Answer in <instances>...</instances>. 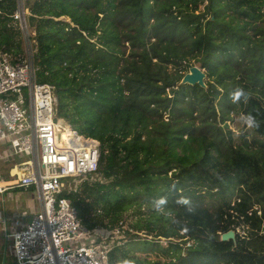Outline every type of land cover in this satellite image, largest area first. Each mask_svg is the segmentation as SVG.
Returning a JSON list of instances; mask_svg holds the SVG:
<instances>
[{"label": "trees", "instance_id": "obj_1", "mask_svg": "<svg viewBox=\"0 0 264 264\" xmlns=\"http://www.w3.org/2000/svg\"><path fill=\"white\" fill-rule=\"evenodd\" d=\"M16 2L0 0L1 51H23ZM29 11L56 116L102 146L94 178L64 193L89 230L130 215L112 263L264 264V0H34ZM192 58L205 87L180 83ZM236 88L247 102L231 101ZM230 112L256 119L251 137L235 135Z\"/></svg>", "mask_w": 264, "mask_h": 264}, {"label": "built area", "instance_id": "obj_2", "mask_svg": "<svg viewBox=\"0 0 264 264\" xmlns=\"http://www.w3.org/2000/svg\"><path fill=\"white\" fill-rule=\"evenodd\" d=\"M16 1L12 23L29 46L20 53L0 50V140H8L13 153L27 156L14 162L9 173L17 186L34 188L39 208L23 227L5 235L12 239L17 264H113L110 251L133 230L125 219L85 228L65 195L94 178L101 143L56 116L54 85L36 78L30 11ZM70 176L72 186L64 190L63 179Z\"/></svg>", "mask_w": 264, "mask_h": 264}, {"label": "crops", "instance_id": "obj_3", "mask_svg": "<svg viewBox=\"0 0 264 264\" xmlns=\"http://www.w3.org/2000/svg\"><path fill=\"white\" fill-rule=\"evenodd\" d=\"M23 154L12 152L8 140H0V206L6 209L5 230L0 237V264H17L14 258L12 239L6 236L24 226L32 212L39 208V200L32 186H17L9 169Z\"/></svg>", "mask_w": 264, "mask_h": 264}, {"label": "rangeland", "instance_id": "obj_4", "mask_svg": "<svg viewBox=\"0 0 264 264\" xmlns=\"http://www.w3.org/2000/svg\"><path fill=\"white\" fill-rule=\"evenodd\" d=\"M200 8H203V5H200ZM27 21H28V16H27ZM29 23V22H28ZM29 29H30V31H32L33 32V30H32V28L31 27H29ZM251 31V30H250ZM25 43V44H24ZM29 46V43L26 41L25 42V39H24V42L22 43V49L24 50V47L25 48H27ZM23 54H24V52H23ZM191 62L193 63V64H197V65H199L200 63L198 62V61H195V59H191ZM200 66V65H199ZM204 68V70H206V68L205 67H203ZM16 97V96H15ZM24 106H25V104H24ZM196 114V112L195 111H192V114L190 115V116H192V115H195ZM167 114H165L164 115V118H166L167 116H166ZM243 114H236V113H232V112H230L229 113V119L227 120V124H228V126L233 130V132L235 133V135L236 136H238V134L240 133V132H243V131H245V133H246V135L248 136V137H251V129L249 128V127H247V125L245 124V123H243V121L241 120V116H242ZM190 116H188V117H190ZM188 117H185V121H187V120H189V118ZM217 119H218V117H217ZM25 157H27L26 155H22L21 156V159H23V158H25ZM80 177H81V174H79V175H77L76 177H75V179L76 180H79L80 179ZM73 181H74V179H73V176H70V177H66V178H64L63 179V187H64V190H66L67 188H68V185L70 184V186H72V183H73ZM78 189V188H77ZM34 212V211H33ZM127 216V219L125 220L126 221V223H128V221H130V215H126ZM143 237V236H142ZM159 241L162 243V244H167V240L165 239V238H159ZM127 242H129V239H126L125 241H123L122 242V244H126ZM121 244V245H122ZM165 255V253L164 252H158L157 253V255L154 253V252H150V253H148L147 254V257H151V258H153V259H156V258H160V257H163Z\"/></svg>", "mask_w": 264, "mask_h": 264}, {"label": "water", "instance_id": "obj_5", "mask_svg": "<svg viewBox=\"0 0 264 264\" xmlns=\"http://www.w3.org/2000/svg\"><path fill=\"white\" fill-rule=\"evenodd\" d=\"M23 1V4L25 7H27L28 9L31 8L34 0H22ZM63 18V17H61ZM213 16H210V19H212ZM69 20V19H67ZM195 70V71H198L199 70V67L195 64H192L189 68H188V71H186L184 73V75L182 76L181 80H180V83H184V82H187V83H190V84H194V83H197L203 87L206 86V83H205V77H206V72L204 70V73L203 75L201 76V80L202 82L199 81L198 78H194L192 81H187L185 79V75H187V73L189 72V70ZM1 202V201H0ZM6 220V209H5V206L4 204L2 203L1 206H0V237L1 235L3 234V231L5 230V226L3 224V222ZM235 237V231L233 229H228L224 232L221 233V236L220 238L223 239V240H227V239H233Z\"/></svg>", "mask_w": 264, "mask_h": 264}, {"label": "clouds", "instance_id": "obj_6", "mask_svg": "<svg viewBox=\"0 0 264 264\" xmlns=\"http://www.w3.org/2000/svg\"><path fill=\"white\" fill-rule=\"evenodd\" d=\"M229 96H230L231 101L234 104L235 103H239L242 98L244 99L245 102H247V100H248V94L244 91L243 88H236L235 90H233L232 92L229 93ZM241 120L249 128L258 127L259 126L257 121H256V119L253 116H251V115H242L241 116ZM164 203H166V199L165 198H161L159 201H157L158 205H162ZM177 203L187 204V203H189V200L187 198L181 197L177 201Z\"/></svg>", "mask_w": 264, "mask_h": 264}, {"label": "bare ground", "instance_id": "obj_7", "mask_svg": "<svg viewBox=\"0 0 264 264\" xmlns=\"http://www.w3.org/2000/svg\"><path fill=\"white\" fill-rule=\"evenodd\" d=\"M196 65V64H195ZM198 66V65H197ZM199 67V66H198ZM204 73V69L200 68L199 67V70L198 71H193L192 69L189 70V72L187 73V75H185V79L187 81H192L194 78H198L200 82H202L201 80V76L203 75ZM65 134V133H63Z\"/></svg>", "mask_w": 264, "mask_h": 264}]
</instances>
